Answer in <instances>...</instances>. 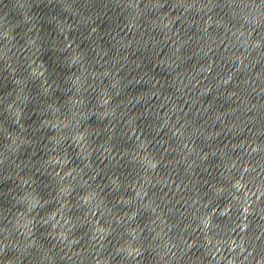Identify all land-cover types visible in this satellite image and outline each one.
Segmentation results:
<instances>
[{"label": "water", "instance_id": "1", "mask_svg": "<svg viewBox=\"0 0 264 264\" xmlns=\"http://www.w3.org/2000/svg\"><path fill=\"white\" fill-rule=\"evenodd\" d=\"M0 264H264V0H0Z\"/></svg>", "mask_w": 264, "mask_h": 264}]
</instances>
